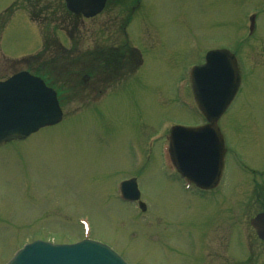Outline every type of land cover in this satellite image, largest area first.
Returning a JSON list of instances; mask_svg holds the SVG:
<instances>
[{
  "label": "rangeland",
  "instance_id": "rangeland-1",
  "mask_svg": "<svg viewBox=\"0 0 264 264\" xmlns=\"http://www.w3.org/2000/svg\"><path fill=\"white\" fill-rule=\"evenodd\" d=\"M58 1L0 0V79L15 71L44 75L64 113L58 126L0 148V264L33 239L88 238L87 225L93 240L109 244L129 264H264V247L252 236L243 245L229 223L263 205L255 199L263 174L252 181L244 173L264 170L263 11L261 29L239 51L240 98L223 119L244 170L231 159L214 194L202 196L184 189L162 156L161 139L149 150L150 161L141 147L168 122H201L181 103L189 64L219 42L232 47L238 34L229 21L264 0H140L127 34L143 63L129 59L119 70L99 72L90 85L68 63L82 69L101 47L131 46L120 26L129 17L120 3L132 0H112L96 18L71 22L53 14ZM229 2L239 6L234 19L224 10ZM115 77L121 82L111 86ZM126 177L138 179L146 212L120 199Z\"/></svg>",
  "mask_w": 264,
  "mask_h": 264
},
{
  "label": "water",
  "instance_id": "water-1",
  "mask_svg": "<svg viewBox=\"0 0 264 264\" xmlns=\"http://www.w3.org/2000/svg\"><path fill=\"white\" fill-rule=\"evenodd\" d=\"M70 3V6H74L76 9L80 7V10L86 16H92L103 8L105 0H70ZM209 57H211L210 54ZM232 98L233 94L222 101L216 115L227 108ZM60 119L61 112L58 108L55 93L46 88L41 79L23 72L5 82H0V146L10 138L25 139L40 127L55 124ZM212 127L208 126L205 130L211 132ZM205 130L204 132L207 134ZM210 135L207 134V136ZM218 146L219 141L214 145V149H217ZM173 154L184 174L190 176L193 181L205 188L214 186L215 180L211 181L210 179L216 172L214 170L211 172L208 169L206 161L201 160V168L198 169L200 177H198L195 176L193 170L199 166L200 162H196L194 154L189 155L186 162L181 159L177 151ZM213 165L217 171L216 176H219L222 167L221 157L218 159V163L215 162ZM129 184L132 193L139 196L134 181L133 183L129 182ZM8 264L125 263L106 246L84 241L74 245H52L44 242H34L19 251Z\"/></svg>",
  "mask_w": 264,
  "mask_h": 264
},
{
  "label": "flooded vegetation",
  "instance_id": "flooded-vegetation-1",
  "mask_svg": "<svg viewBox=\"0 0 264 264\" xmlns=\"http://www.w3.org/2000/svg\"><path fill=\"white\" fill-rule=\"evenodd\" d=\"M264 192V191H263ZM260 199H261V197H260ZM264 199V198H263ZM264 244V243H263Z\"/></svg>",
  "mask_w": 264,
  "mask_h": 264
}]
</instances>
